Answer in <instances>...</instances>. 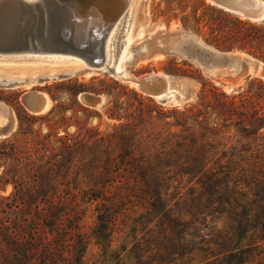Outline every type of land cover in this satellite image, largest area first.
<instances>
[{
  "label": "trees",
  "instance_id": "16d2710c",
  "mask_svg": "<svg viewBox=\"0 0 264 264\" xmlns=\"http://www.w3.org/2000/svg\"><path fill=\"white\" fill-rule=\"evenodd\" d=\"M222 96L205 105L228 114L221 121L185 107L159 110L163 126L145 134L115 127L90 148L58 139L29 180L12 179V205L29 216L18 232L0 222V264H264V112L251 97Z\"/></svg>",
  "mask_w": 264,
  "mask_h": 264
},
{
  "label": "rangeland",
  "instance_id": "374dc122",
  "mask_svg": "<svg viewBox=\"0 0 264 264\" xmlns=\"http://www.w3.org/2000/svg\"><path fill=\"white\" fill-rule=\"evenodd\" d=\"M134 1L136 3L133 2L132 12L125 19L120 38V42H125L128 32L133 37L127 48L130 56L122 65L135 76L146 73L169 76L171 85L177 88L175 95L161 101L141 93L135 84L104 72H77L62 78L42 80L31 86L0 85V222H11L16 232L19 231L18 225L29 215L24 208L12 205V179L17 176L23 182L29 180L31 170L42 166L59 145L57 140L61 137L67 136L81 147L90 148L96 138L105 137L115 127L123 125L129 129L131 125L140 134H145L163 126L164 121L157 118L160 117L159 110L167 113L185 107H201L210 118L221 121L228 118V114L211 108L219 104L222 95L234 97L237 102L251 97L256 108L264 112L262 77H243L235 86H228L212 76V69L211 72L208 70L209 66L215 71L231 74L234 70L232 63L215 58L214 52L247 58L250 72L254 70L255 63L264 65V19L243 17L208 0ZM123 44L119 46V54ZM69 62L1 61L0 72H5L3 69L6 67H14L17 70L13 72L15 76L30 79L42 71L21 67H43L60 74L63 71L60 66L76 67L77 64ZM213 88L217 90L216 95L210 91ZM30 90L48 96V110L33 113L22 104V95ZM82 93L98 97V104L91 107L82 102ZM203 94L207 103L201 100ZM260 125L256 123L257 127ZM93 209L94 205L89 206L83 219V230L87 233L95 225ZM220 222V219H214L213 225L218 227ZM128 226L127 220L118 225L114 234L117 247L128 242L125 239L129 235ZM96 254L94 240L90 239L85 260L92 262ZM185 259L172 264H188Z\"/></svg>",
  "mask_w": 264,
  "mask_h": 264
},
{
  "label": "water",
  "instance_id": "95a60500",
  "mask_svg": "<svg viewBox=\"0 0 264 264\" xmlns=\"http://www.w3.org/2000/svg\"><path fill=\"white\" fill-rule=\"evenodd\" d=\"M129 0H0V62L22 60H44L74 62L75 68L54 77H41L39 80L62 78L77 72L86 74L104 72L122 80L137 84L141 93L164 101L175 95L177 88L169 83V76L146 73L135 76L128 71L117 72L115 64L119 54L121 33L128 14ZM224 10L237 13L252 20L264 19L260 13H253L254 0H208ZM120 42V43H119ZM119 50V51H118ZM213 55V54H212ZM232 64L236 55L215 53ZM238 57V56H237ZM242 57V56H241ZM241 70L231 73L215 71L216 80L235 86L243 77L251 75L264 79V65L254 61V70L245 73L247 58L242 57ZM61 59V60H59ZM248 65V64H247ZM259 75L256 73L258 68ZM168 79V80H166ZM4 79L0 85H10ZM174 90L173 93L172 90ZM82 102L95 106L84 93ZM88 99V100H87ZM22 104L33 113L44 108L42 92L30 90L21 97Z\"/></svg>",
  "mask_w": 264,
  "mask_h": 264
},
{
  "label": "bare ground",
  "instance_id": "6f19581e",
  "mask_svg": "<svg viewBox=\"0 0 264 264\" xmlns=\"http://www.w3.org/2000/svg\"><path fill=\"white\" fill-rule=\"evenodd\" d=\"M255 1V7L254 8H252V12L253 13H260V15H262V17L264 18V2L263 1H261V0H254ZM133 2H135L136 3V1H134V0H129L128 2H127V6H128V14H127V17L131 14V12H132V5H135V3L133 4ZM126 19V18H125ZM129 21V20H128ZM129 30V29H128ZM128 32V31H127ZM133 39V37H132V35H131V33L130 32H128L127 34H126V40H125V42H124V47L122 48V52H121V54H119L118 55V57H117V59H116V64H115V70L117 71V72H120V71H126L125 69H124V67H123V62L125 61V60H127L128 58H129V56H130V53L127 51V48H128V45H129V43L131 42V40ZM175 48V47H174ZM180 48V47H179ZM172 50V49H171ZM173 51H176V50H174L173 49ZM180 51V50H179ZM181 52H182V50H181ZM179 53V52H178ZM214 54V53H213ZM214 57H215V55H213ZM59 60H61V59H59ZM242 59H239V58H234V64H232V65H235V68H236V70H241V64H240V61H241ZM246 60V62L247 63H249L250 61L249 60H247V59H245ZM30 61H33V60H30ZM65 63V62H64ZM64 63H62V64H64ZM70 64L72 63H74V62H69ZM61 64V65H62ZM231 64V63H230ZM75 65V64H74ZM231 65V66H232ZM67 65H65V66H60V67H62L63 68V71L60 73V74H62V73H64V72H66L67 70H69V69H71L72 67H66ZM71 66V65H70ZM262 65H260V67H261ZM260 67L258 68V72H259V70H260ZM7 69V70H6ZM12 69H14V67H6L5 69H3L5 72H0V80H2V79H4L6 82H8V83H12V84H14V85H16V84H28V85H33L34 83H41L42 82V80L40 81L39 79L41 78V77H44V78H47V77H54V76H56V75H60V74H58V73H52L51 72V69H44L43 67H42V69L39 67V68H31V67H21V69H27V70H29V71H31V70H34V69H39V70H41L42 72L40 73L39 72V74H38V76H36L35 78H30V79H23V78H19L18 76H15L14 74H13V72H15V71H17V70H12ZM18 69V68H17ZM20 69V70H21ZM244 69H245V73H247V72H249L250 71V68H249V65H244ZM20 70H18V71H20ZM20 73H21V71H20ZM258 75H259V73H258ZM50 79H53V78H50ZM166 80H168V79H166ZM19 81L20 82H22V83H19ZM229 81V84L232 86V85H234V83L233 82H231L230 80H227V82ZM132 83V82H131ZM169 83H170V81H169ZM134 84V83H133ZM136 86H138L137 84H135ZM174 91L172 90V92L171 93H173ZM83 95V97L85 96V94L84 93H82L81 95H80V98H81V96ZM42 97H43V101H44V108H43V110L41 111V112H44V111H46V110H48V108H49V106H50V100H49V98H48V96L46 95V94H43L42 93ZM97 98L98 97H96V96H93L92 98L91 97H88V99L91 101V103L92 104H94L96 101H97ZM82 99V98H81ZM87 99V100H88ZM101 99V98H100ZM94 102V103H93ZM98 102H99V100H98ZM98 102H97V104H98ZM96 104V105H97ZM89 106V105H88ZM91 107H93V106H91ZM95 107V106H94Z\"/></svg>",
  "mask_w": 264,
  "mask_h": 264
}]
</instances>
